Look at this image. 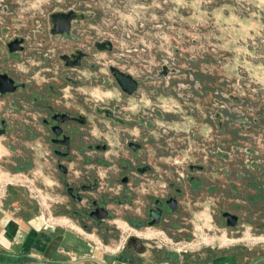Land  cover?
I'll return each instance as SVG.
<instances>
[{
    "label": "rangeland",
    "instance_id": "374dc122",
    "mask_svg": "<svg viewBox=\"0 0 264 264\" xmlns=\"http://www.w3.org/2000/svg\"><path fill=\"white\" fill-rule=\"evenodd\" d=\"M54 10H76L88 14L75 26L74 32L82 37L77 44L88 45L103 37L111 38L114 42L112 52L97 51L90 58L98 65L96 68H91L87 63L81 72L72 69L66 71L72 78L82 80L80 84H68L67 94L71 96L68 97L69 108L75 104L81 106L80 99L89 104L101 103L111 107L114 99H120L124 104L122 112L131 113L136 103L130 100L128 94L104 85L105 80L115 85L108 64L129 73L136 72L139 78L145 79L154 77L164 65L173 66L180 72L171 77L175 83L169 87V96L163 94V82H144L140 88L143 109L150 110L156 106L169 117H176L183 103V98L176 96L181 92L177 82L189 83L190 75L195 76L194 81L198 78L215 81L221 83L219 86L227 93L243 99L241 109L245 112V116L233 114L229 121L223 123L225 130L233 127L239 129L240 133L235 129L237 132L233 131V138L230 135L222 137L219 135L221 129L217 126L215 134L221 138H231L226 149L236 140L238 146L264 149V0H0L1 69L9 70L20 80L38 78L36 82L41 84L55 83L52 76L57 75L55 72L61 66L56 57L60 47L55 40H51L47 31L48 20ZM15 36L27 38L20 61L6 48V42ZM48 55L51 58L46 60ZM215 97L217 100L223 99L221 93ZM205 99L209 104L208 107L205 102V113L209 116L207 109L218 107L212 104L211 96ZM5 101L6 98L0 99V116L4 112ZM197 101L199 99L194 102ZM229 102L233 109L236 103L233 100ZM87 113L92 114L90 110ZM169 130L172 132L168 135L174 136L175 131ZM172 139L167 144L170 166L179 168L190 161H207L208 140L196 139L193 143L190 140L189 151H186V141L181 143L175 136ZM0 141H3L1 135ZM220 145L224 147V144ZM5 160L6 157L0 159V170L8 169L6 164L15 166V163H6ZM262 161L264 163V158ZM30 170L11 172V180L49 204L51 196H47L45 190L37 185V178ZM189 201L190 207L185 202L183 207L195 213L198 219L187 217L184 221L190 227L194 225L205 231L202 235L206 241L214 237L226 240V243L264 245V199L249 202L240 200L239 196L210 194L195 199L196 204L191 198ZM240 205L248 207L246 213ZM222 211H234L241 216L238 224L224 226L221 222ZM127 229L126 234L120 231L116 238L118 245L127 239L130 228ZM164 238L163 243L170 246L168 249L178 252L187 250L185 247H173L170 239Z\"/></svg>",
    "mask_w": 264,
    "mask_h": 264
},
{
    "label": "crops",
    "instance_id": "0c3cea01",
    "mask_svg": "<svg viewBox=\"0 0 264 264\" xmlns=\"http://www.w3.org/2000/svg\"><path fill=\"white\" fill-rule=\"evenodd\" d=\"M131 73L135 77L140 76L136 72ZM196 81L207 88L209 97H212L214 92L221 95L227 93L219 86L221 83L217 84L215 81H206L202 78ZM184 93L181 91L179 94ZM208 96L198 95L188 101L183 98V103L177 110L179 115L171 116L172 118L168 115L165 119H156L157 127L144 131L152 141L148 144L149 150L152 155H158L161 161H168V156L165 155V157L164 154L167 152V144L173 141L174 136L181 140V143L187 140L190 142V138H194L192 143L196 139L208 140L206 144L209 145V150L213 154L208 153L207 161H203L206 166L204 171L206 183L202 188L212 187L213 192L198 190L197 196L185 198L188 200L184 201L187 207H190V198L193 203H196L195 199L210 194L220 197L239 196L240 200L249 202L264 199L263 196H258L260 191L264 194V163H262L264 149L238 146L237 140L229 149H226L233 138V131L238 130L240 133V130L232 129V127L230 130L220 131V136L230 135V139L216 135L215 128L218 123L213 113H220L222 120L229 121L233 115L231 110L229 111L231 109L229 101L232 100L222 96L223 99L220 101H223L225 109L215 107L214 110H208V108V116L204 107L207 102L205 97ZM196 99H199L197 103L194 102ZM215 100H217L216 97ZM237 101L241 103L238 104ZM235 103L236 106L233 108L236 111L235 115L245 116V112L241 109L243 99L237 96ZM17 118V130L9 135H1L3 141H0V159L6 157V163L9 161L15 163V166L6 164L8 169L0 170V192L2 193L0 196V264H264V245L226 243V240L214 239V237L206 241L202 235L204 232L200 233L201 237L197 239L195 245L182 252L168 249L170 246L158 239L162 229L156 227L138 230L136 242L126 239L124 243L118 245L116 238L120 231L125 234L129 231L128 218L131 214L128 201L123 200V196H118L117 191L111 190L118 183L120 170L116 165L105 168L97 164H82V162L99 155L109 159H113L114 156L116 158L128 156L127 140L130 137H138L139 132L136 130L133 133L130 129L118 128L102 120V124L109 127L105 131L98 126L99 120L96 116L93 113L89 114L92 128L86 132V140L103 138L109 144V149L105 152L88 149L82 154L77 153V161L68 164L69 172L65 175L59 168V163L64 161H57L46 142V135L37 133L38 131L31 134L35 128L41 129V122L36 115L33 120L27 115ZM239 123L234 122L235 125ZM169 129L175 131L174 136L168 135L171 131ZM125 132L126 135H124ZM234 137L238 139L237 135ZM220 144H224V147ZM227 154L229 157L226 159ZM248 160L251 165H254V171H250L251 166L247 164ZM259 162H261V170L258 167ZM29 169L35 174L37 185L45 190L47 196H51L52 201L49 204L40 201L32 193L29 194L27 189L18 182L11 180V172ZM173 169L178 170V167ZM156 170L159 173L165 172V168L158 164ZM92 171H95V174ZM225 173H229V178H225ZM83 175L90 180L94 175L100 176L99 189L89 194L100 201H107V209L113 212V216L103 219L102 223L76 213L82 209V206L84 207V203H76L73 200L65 181L72 183L77 177ZM107 178L110 181H107ZM195 185L198 187L200 183ZM103 194L108 196L104 197ZM118 199L123 202L115 203L114 201ZM240 208L244 213L247 212V206L240 205ZM228 212L235 214L233 211ZM235 215L239 216L237 213ZM188 217L198 219L195 213H190V210ZM128 235H126L127 238Z\"/></svg>",
    "mask_w": 264,
    "mask_h": 264
},
{
    "label": "flooded vegetation",
    "instance_id": "af4514ba",
    "mask_svg": "<svg viewBox=\"0 0 264 264\" xmlns=\"http://www.w3.org/2000/svg\"><path fill=\"white\" fill-rule=\"evenodd\" d=\"M84 19L86 18L80 19L79 21L74 20L71 23L69 32L53 33L52 30L54 26L51 24V17H49L47 25L48 35L51 40H55L56 44L60 47L58 48L59 50L56 57L61 62V66H59L58 71L55 72L57 75L52 76V79L55 81L54 84H49L48 81V84L46 85L41 84L39 81L36 82L38 78L26 81L20 80L9 70L0 68V75L7 73L15 80V85H17L15 90L8 92L7 88H9V84L3 83L5 92L2 93L0 90V99H7V102L5 101L4 104V112L0 116V135H9L11 132L17 130L18 115H27V117L32 120L36 115L41 122V129L37 130L38 128H35V131L33 130L31 134H35V132L38 131L37 133L46 135V142L52 150L53 155L57 158V161H64L63 163H59V168L65 175H67L69 172L68 164L77 161V153L82 154L88 149L101 152H105L109 149V144L103 138H93L94 140L91 141L86 140L85 134L92 128L87 110H90L99 120L97 124L100 129L107 131L109 128L102 124V120H104L112 123L113 126L119 125L125 127V129H130L133 133L137 130L139 136L130 137L127 140L128 156H120L117 158L114 156L113 159H109L104 155H99L95 158L85 160L82 164H97L105 168H110L113 165L118 166L120 170L119 180H117L118 183L111 190L117 191L119 194L118 196H123V200L128 201L131 207V214L128 218L130 232L127 241L136 242L138 230L156 227L162 229L158 235V239L161 241L165 240L164 237H168L173 247H192L195 245L194 243H196L197 239L201 237L200 233L205 231H202L194 225L190 227L187 225L186 221H184L189 215V210H186L183 207V199L188 196H197L198 190H200V192H213L212 187L205 186L202 188L204 183H206L204 174L206 166L203 161H190L185 164L186 166H180L178 170H176L173 169L176 166H170L168 161H161L158 155H152L148 147V144L152 141L150 136H147L144 131L157 127L156 119H165L168 114L164 113L163 110L158 109L156 106L150 108V110L143 109L142 106L144 104L142 103L143 100L140 97L141 93L139 92L145 81L157 80L164 83L163 94L165 96L169 95V87L175 83L171 80V77L178 75L180 70L173 66L169 67L164 65L161 71L154 77H147V79L136 77L141 81V84H139L138 89L133 94H128L123 91L114 76L111 69L114 65L108 64V68L113 74L115 85L107 80H105L104 85L110 86L115 91H118L119 89L122 94H128L130 100H133V102L137 101L135 102L136 106L134 110H132L131 113L127 112V114L122 112L124 104L123 102H120V99H114L115 102L112 104V107L101 103L89 104L88 102H85L84 99H80L81 106L75 104L73 107L69 108V105H67L70 103L68 100L70 95L67 94L69 91L68 84H80L82 80L78 77L72 78L66 71L72 69L81 72V69H83L87 63H89L91 68H96L98 65L90 59L95 52H112L114 49V42L108 37H103L98 40L96 39L88 45L77 44L82 40V37L74 32L75 26ZM21 38L25 39L24 42L19 43L23 49L18 52H12L19 61L22 60L27 38L23 36H15L6 42V48L8 52H11L9 49V43H12L11 46L14 48L18 43L15 44L13 42ZM60 49L66 50L60 51ZM53 57H55V54ZM50 58L51 55H48L46 60ZM50 70L51 69L48 71ZM61 71L63 72L59 74ZM194 78L195 76L193 77L190 75L191 81L189 83L177 82L176 85L178 86V89L185 93L176 96L182 97L187 101L198 95L208 96L207 88L197 83V81H194ZM215 96L216 92L212 93V104H215L220 109H225L224 103H222L223 101L215 100ZM222 96L228 100H233L234 102L237 100L236 96L232 93H224ZM237 103L240 104L241 102L237 101ZM82 105H84V107ZM229 111L234 112L233 114L236 113L234 109H229ZM213 115V117L217 119L221 131H225L223 126L224 120L221 119V114H215L214 112ZM33 127L35 126L33 125ZM126 134L127 133L125 132L124 135ZM165 134L164 131V136ZM69 136L71 137V142ZM74 139L79 140L78 144L83 147V150H81V148L76 149L74 146L71 148L68 146L69 143L71 145ZM190 140H194V138H190ZM188 142L189 140L184 144L187 148L186 151H189ZM183 152L184 151H182L181 154H183ZM210 152L211 151L209 150V154L212 153ZM181 154H179V156H181ZM165 155L168 156V153L165 152L164 156ZM227 155L226 159L229 157V154ZM157 164L160 167H164L165 172L159 173L156 170ZM247 164H250L251 166L250 171L255 170L254 165H251L250 160H248ZM258 167L261 170V162H259ZM92 173L95 174V171H92ZM225 175V178H229V173H225ZM100 180L99 175H94L92 180L86 178V175H83L77 177L72 183L68 180L65 181V183H69V186L66 185L67 190H69L70 186H83L87 189L92 188L90 190L77 189V191H75L74 194L82 195V200H78V196L70 194L76 203L85 202V207L76 211V213L78 215H83L89 220H93V218L87 216L86 211L91 212L95 209L93 204L89 203V201L97 200L101 206L107 208V201H100L99 199L87 197L91 196L88 195L89 192L99 189ZM107 181H110L109 178H107ZM196 183H200V185L196 187ZM95 184L96 188H93ZM112 186L113 185L111 184L110 187ZM199 187H201V189ZM261 192L262 191H260L258 196H263ZM103 196L106 197L108 194H103ZM114 202L120 204L123 201L118 199ZM108 210V217L113 216V212L110 209ZM158 212L160 213V216L157 215ZM225 212L228 211H222L221 222L224 226L231 227L232 225H230L229 222H232L233 218L229 219L226 217L224 215ZM233 213L236 214L234 211ZM188 221L192 222V220ZM238 222L239 216L236 224H238Z\"/></svg>",
    "mask_w": 264,
    "mask_h": 264
},
{
    "label": "water",
    "instance_id": "95a60500",
    "mask_svg": "<svg viewBox=\"0 0 264 264\" xmlns=\"http://www.w3.org/2000/svg\"><path fill=\"white\" fill-rule=\"evenodd\" d=\"M51 24H53V33H64V32H69L70 28H71V23L76 20L79 21L80 19L83 18H87L88 14L86 12H77L75 10H69V11H64V10H54L51 15ZM24 38L21 39H17L15 40L13 43H18V45L11 46L12 43H9V49L11 52H18L19 50H22L23 47L21 45H19V43L24 42ZM114 76L118 82V84L121 86V88L123 89V91L127 92L128 94H133L139 87V84H141V81L134 77L131 73L120 69L117 66H112L111 67ZM0 90L2 93L5 92L4 88H3V83H8L9 84V88H7L8 92H11L13 90H15L17 88V85H15V80L13 78H11L7 73L1 74L0 75ZM4 81V82H3ZM70 142H71V137L69 136ZM79 140L78 139H74V141L68 144V146L71 147H76V149H80L83 150V147H81L78 144ZM67 186H69V183H66ZM96 188V184L93 186V188ZM77 189H81V190H90L92 188H84L83 186H70L69 187V192L71 195L75 196L76 194L75 191H77ZM78 196V200H82V195L78 194L76 195ZM89 203H92L93 206L95 207V209L91 212L86 211V215L92 217L94 220L101 222L103 219L107 218L109 216V210L105 207V206H101L100 203L97 200H92L89 201ZM158 216H160V213H157ZM224 215L226 217L233 218L232 222H229L230 225L234 226L237 223V219L238 216L235 214H232L230 212H225ZM158 218V217H157Z\"/></svg>",
    "mask_w": 264,
    "mask_h": 264
}]
</instances>
